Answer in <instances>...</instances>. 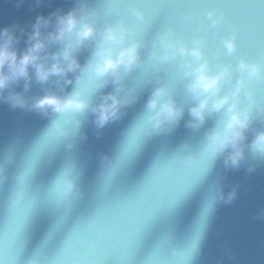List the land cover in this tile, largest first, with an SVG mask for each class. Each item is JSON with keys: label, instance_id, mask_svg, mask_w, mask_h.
I'll return each instance as SVG.
<instances>
[{"label": "clouds", "instance_id": "9594fccd", "mask_svg": "<svg viewBox=\"0 0 264 264\" xmlns=\"http://www.w3.org/2000/svg\"><path fill=\"white\" fill-rule=\"evenodd\" d=\"M28 2L14 0L17 8ZM31 2L39 6L52 0ZM148 2L177 5L175 23L189 24L191 35L178 33L172 24L150 31L151 22L144 11ZM185 2L72 0V7L67 10L56 8L23 25L13 22L0 27V104L54 117L49 130L53 141L58 142L76 137L83 123L79 117L89 113L98 131L119 121L142 89L149 88L143 113L117 156L101 157L105 188L134 157L143 137L173 132L185 110L189 117L185 127L192 132H199L211 120L199 154H192L191 146L184 144L182 149L188 155L176 156L180 164L195 165L197 174L171 201L170 209L177 207L183 196L209 175L218 158H223L225 169L234 170L249 156L253 161H264V50L254 56L237 57L235 26L221 34L215 30L223 25L224 18L217 9L189 12L178 6ZM195 2L211 4L216 0ZM210 36L214 46H210ZM22 41L23 48L19 47ZM85 52L82 64L80 56ZM129 80L134 81L131 86ZM21 83L22 89L17 91ZM33 83L40 90L29 95ZM70 85L72 90L68 91ZM109 85L112 90L105 91ZM177 87L183 103L177 102ZM43 148L40 142L25 160L8 205L11 211L27 201L25 222L35 201L29 182ZM12 159L11 149L0 158V183L5 161ZM74 169V165L62 169L48 189V199L57 206L71 208L83 195L77 187ZM254 170L255 164H249L247 171ZM236 196L235 188L227 194L219 187L211 191L189 242L177 246L170 232L162 234L146 264H162L159 257L165 250L170 252L171 264H192L201 252L208 218L217 201L231 204ZM28 264L53 261L42 246Z\"/></svg>", "mask_w": 264, "mask_h": 264}, {"label": "water", "instance_id": "95a60500", "mask_svg": "<svg viewBox=\"0 0 264 264\" xmlns=\"http://www.w3.org/2000/svg\"><path fill=\"white\" fill-rule=\"evenodd\" d=\"M70 7L72 0H52L50 4L39 6L29 0L20 8L16 7L14 0H0V27L13 22L23 25L34 21L38 14L48 15L56 8L67 10ZM208 8L215 7L212 3L206 4L199 12ZM144 11L148 16L145 7ZM162 23L163 18L154 21L150 31L158 30ZM168 24L176 26L174 11ZM261 27L264 29V25ZM215 31L227 32L222 26ZM180 34L190 36L191 30ZM237 44L238 57L244 55V49L239 40ZM19 47H24L23 41ZM86 56L87 52L81 54L82 64ZM127 83L131 86L134 81ZM21 89L22 83L16 90ZM39 90L40 86L33 83L29 95H35ZM67 90L71 91L72 86ZM111 90L109 85L105 91ZM149 91V88L142 89L137 101L124 110L122 118L102 130L95 128L90 113L79 117L83 123L78 135L58 142L53 141L49 130L54 117L35 111L13 110L6 103L0 104V158L9 149L13 155L11 162L5 161L4 179L0 183V249L8 243L9 229L18 226L22 247L15 264H28L42 246L45 255L52 260L77 225L89 223L98 216L104 223L103 218H111L117 213L129 231L142 218L151 219L140 237L135 254L127 262L146 264L162 234L170 232L177 246L189 242L210 192L217 187L222 188L225 194L235 188L237 196L231 204L217 201L208 218L201 252L192 264H264V218H261L264 213V161H253L249 156L239 169L234 170L225 169L223 158H218L209 175L183 196L177 207H168L197 174L195 165L180 164L176 156L188 155L182 149L184 144L191 146L192 154H199L203 134L212 126L211 120L199 132H192L185 127V121L189 119L185 110L184 118L173 132L143 137L131 161L111 185L104 187L101 157L114 159L117 156L143 113ZM178 93L177 87V102L183 103ZM85 136L86 139L83 138ZM40 142L41 148H45L30 178L29 192L35 201L25 222L27 201L11 211L8 205L16 188V177ZM69 143L73 144L72 148L68 147ZM249 164H255V170L250 173L247 171ZM69 165L75 166L73 175L83 195L71 208H66L50 201L47 192L55 177ZM157 166L160 172L154 176ZM112 223L120 227L119 221L112 220ZM159 258L162 264H171L170 252L165 250ZM0 259L8 264V258L2 252Z\"/></svg>", "mask_w": 264, "mask_h": 264}, {"label": "snow or ice", "instance_id": "6c2138e0", "mask_svg": "<svg viewBox=\"0 0 264 264\" xmlns=\"http://www.w3.org/2000/svg\"><path fill=\"white\" fill-rule=\"evenodd\" d=\"M189 12H199L206 4L187 0L178 5ZM212 6L223 15L222 25L225 31L232 26L237 30V40L244 49V55L254 56L264 50V3L259 0H216ZM148 12L151 24L163 18L161 28L172 19L173 11L177 5L166 3L148 2L144 5ZM178 33H187L189 24H176ZM210 46H214L212 36L209 38ZM160 168L154 170L153 175H159ZM96 217L89 223L77 225L64 241L59 252L52 258L53 264H127L139 246L141 230L148 222V217L142 218L129 231L122 223L123 218L119 214H113L111 218ZM112 220L120 222L118 228ZM21 230L19 227L9 229L8 243L0 249V252L8 258V264H15L21 250ZM90 241V243H88ZM153 253V252H152ZM4 264V261L0 259Z\"/></svg>", "mask_w": 264, "mask_h": 264}]
</instances>
